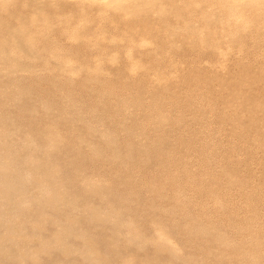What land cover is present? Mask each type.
Instances as JSON below:
<instances>
[{
  "label": "rangeland",
  "instance_id": "rangeland-1",
  "mask_svg": "<svg viewBox=\"0 0 264 264\" xmlns=\"http://www.w3.org/2000/svg\"><path fill=\"white\" fill-rule=\"evenodd\" d=\"M50 2L0 0L15 13L0 21V40L19 41V61L2 65L0 112L19 119L22 107L23 119L56 130L65 142L55 171L78 163L73 145L99 149L96 162L80 150L90 153L84 179L128 199L125 220L150 236L162 225L184 257L199 256L198 239L184 234L194 220L264 257V0ZM41 13L44 23L32 20ZM46 230L32 250L42 252Z\"/></svg>",
  "mask_w": 264,
  "mask_h": 264
},
{
  "label": "bare ground",
  "instance_id": "bare-ground-1",
  "mask_svg": "<svg viewBox=\"0 0 264 264\" xmlns=\"http://www.w3.org/2000/svg\"><path fill=\"white\" fill-rule=\"evenodd\" d=\"M50 1L48 0L47 4H51ZM151 1L155 3V0ZM12 3L14 2L12 1ZM9 9L10 4H2L0 21L6 19L5 14L8 15L9 19L14 17L15 13L12 8ZM42 13L33 16L31 19L36 23L39 20L44 23L47 18L42 16ZM28 26L31 29L35 28L34 25H32L34 28ZM17 27L20 30L27 28L26 24ZM38 27L40 28V26ZM38 27L36 25V28ZM24 35L26 34L24 33ZM1 40L0 74L4 68L2 65L14 66L19 61L13 58V53L18 49L19 41L14 36L11 41L2 42ZM24 43L28 47L33 45L32 40L27 36ZM15 87L18 88L17 85ZM17 91L19 90L17 89ZM3 92L5 93L4 88ZM15 98L18 99L19 96L16 95ZM46 105L50 107L48 104L43 106L47 108ZM19 110L22 113L18 117L20 120L17 117H10L9 113L4 115L0 112V264H137V258L147 257V253H142L149 247L153 249L152 255L148 257L149 259L147 258V262L150 264H193L194 261L210 264L212 261L208 262L209 260L218 264H264L262 254L256 251L243 250L241 245L240 247L233 246L231 241L220 232L210 229L208 225H203L199 220H194L186 229L183 227L185 238L194 237L199 241L196 247L199 252L197 260L193 257H184L183 249L177 247V243L174 246L173 242H170L169 231L165 232L162 225L154 223L152 225V234L154 235L150 236L144 227H138V221L135 220V223L131 220L126 221L125 216L130 211L132 212L130 205L133 204H129L128 199L121 197V194L114 193L113 187L111 189L106 187L107 185H94L95 183L84 179L87 177L84 176V167L82 166L86 160L83 161L82 156L90 153L86 154L80 150L85 147L90 149L88 151L92 154L89 157L92 158L91 161H95L97 159L94 158L101 157L102 153L99 149L90 144V146H82L81 142L79 143L81 146L75 147L73 145L74 149H80L71 158L78 163L68 162L65 169L55 171L52 167V158L57 157L58 153L61 154L63 139L56 135V130L51 126L46 124L42 126L31 120L23 119L25 112L22 107ZM18 131L20 134H16ZM103 135L105 134L101 135L102 138ZM109 138L106 141V148L108 147L113 153L111 156L113 159H118L116 141ZM67 141L69 142V140ZM73 141L77 143V140L73 139ZM73 141L70 140V142ZM73 148L71 146V149ZM65 151L72 150L66 149ZM76 156L81 157L79 159ZM162 186L163 184L160 187ZM171 192L173 191L171 190ZM161 196L163 197V195ZM218 202L220 201L218 200ZM132 203L134 202L132 201ZM162 215L171 216L172 213L168 211ZM32 222H35V225H32ZM149 225L151 226V224ZM97 228L107 229V234L99 240H95L93 237L99 233L90 231L92 229L95 231ZM45 229H47L48 235H46L50 239L37 245L41 247L42 252L32 250L34 239L38 238L39 232ZM213 249L216 251L213 252ZM228 256H232V258L227 259ZM145 264L147 263L145 262Z\"/></svg>",
  "mask_w": 264,
  "mask_h": 264
}]
</instances>
